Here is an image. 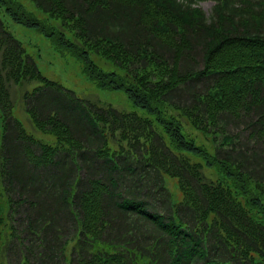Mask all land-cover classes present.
<instances>
[{"label":"trees","instance_id":"1","mask_svg":"<svg viewBox=\"0 0 264 264\" xmlns=\"http://www.w3.org/2000/svg\"><path fill=\"white\" fill-rule=\"evenodd\" d=\"M30 1L84 45L19 0L0 9L145 115L43 75L0 14V264H264V0H214L210 16L200 0ZM12 85L49 139L14 115ZM179 117L221 142L187 138ZM237 120L251 144L224 128Z\"/></svg>","mask_w":264,"mask_h":264},{"label":"rangeland","instance_id":"2","mask_svg":"<svg viewBox=\"0 0 264 264\" xmlns=\"http://www.w3.org/2000/svg\"><path fill=\"white\" fill-rule=\"evenodd\" d=\"M18 1V0H17ZM20 3L25 7L27 11H30L35 17L40 18L43 22H45L48 27H53L57 31H63L67 34L69 38H71L76 44L83 46V41H79V39L74 38V34L64 29L61 22L58 20L49 19L45 14H43L39 9L35 7V5L30 0H19ZM215 2L213 0H200L197 5L202 8L204 13L207 16H210L213 10ZM0 14L3 16L5 25L7 29L21 42L26 49V51L34 57L36 60L39 69L49 79L59 82L66 89L73 90L79 97L89 99L90 101L95 102L96 104L102 106H112L114 108L119 109L125 113H130L132 111H136L139 114L145 115L139 108L135 107L132 104L131 99L128 95L123 91L117 90H109L102 89L97 86V84L91 80L84 72H83V62L80 61L76 56H74L70 51L65 49H60L56 46V44L49 38H47L44 34L40 33L36 29L27 27L23 24L16 23L12 21L9 16L5 15L4 12L0 9ZM73 30L78 31L75 27ZM200 53V52H197ZM195 55V54H194ZM90 56L96 65L105 69V70H117L116 66L109 60L101 57L94 50H90ZM198 59V56H196ZM149 69H142L141 72H146ZM118 71V70H117ZM155 71L150 74H154ZM205 81V80H204ZM38 83L33 82V84L29 85L28 88L32 89L34 86H37ZM26 87V86H25ZM205 88V84H199L196 88L193 89L194 92L203 90ZM26 88H19L18 91L14 87L11 86V94L14 101L13 112L14 115L19 118L26 129L36 134L41 138L49 139L48 136L38 132L30 121V117L27 113V105L25 100L22 98ZM185 99L187 100L190 96L191 92L189 89L185 88L182 90V93H185ZM45 103V102H44ZM168 112L177 115L178 113L174 111L172 108H168ZM181 119L184 131L189 139H195L199 145L206 147L208 150L212 151L214 147V143L217 144L221 141L220 135H212L205 134L204 132L196 129L187 118L179 117ZM227 128L228 134H236L239 136L241 141L247 142L249 140V127L245 125L244 121L237 120L228 126ZM145 139V138H144ZM147 141V140H146ZM145 140H141L144 147H147V143ZM238 139L236 138V143ZM252 142H250L251 144ZM254 143V141H253ZM125 150L129 149V144L127 142L123 143ZM246 146V145H243ZM227 147L231 148L230 145ZM121 148L118 146V150ZM208 176H214L215 172L212 170L205 169ZM1 184V178H0ZM169 188L175 191L178 196V192L180 198L182 194L180 193L178 187L175 184L174 180L168 184ZM27 244V242H26Z\"/></svg>","mask_w":264,"mask_h":264}]
</instances>
